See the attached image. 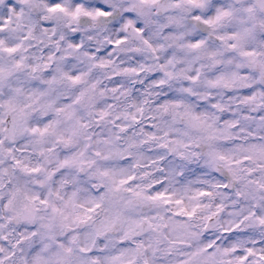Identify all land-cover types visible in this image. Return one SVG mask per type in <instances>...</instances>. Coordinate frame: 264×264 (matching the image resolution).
I'll use <instances>...</instances> for the list:
<instances>
[{
    "label": "snow or ice",
    "instance_id": "obj_1",
    "mask_svg": "<svg viewBox=\"0 0 264 264\" xmlns=\"http://www.w3.org/2000/svg\"><path fill=\"white\" fill-rule=\"evenodd\" d=\"M0 264H264V0H0Z\"/></svg>",
    "mask_w": 264,
    "mask_h": 264
}]
</instances>
